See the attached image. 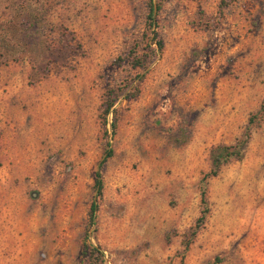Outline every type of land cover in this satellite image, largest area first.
<instances>
[{"label":"rangeland","instance_id":"rangeland-1","mask_svg":"<svg viewBox=\"0 0 264 264\" xmlns=\"http://www.w3.org/2000/svg\"><path fill=\"white\" fill-rule=\"evenodd\" d=\"M157 2L161 51L133 70ZM124 87L111 134L103 96ZM263 98L264 0H0V264H92L84 242L101 264H264V117L204 181L181 246L210 148L240 139Z\"/></svg>","mask_w":264,"mask_h":264},{"label":"trees","instance_id":"trees-1","mask_svg":"<svg viewBox=\"0 0 264 264\" xmlns=\"http://www.w3.org/2000/svg\"><path fill=\"white\" fill-rule=\"evenodd\" d=\"M159 2L155 5H149L148 11L145 15V24L150 29V34L148 37H145L144 33H141L138 38H136L132 44L127 49L125 60L127 65L133 70H141L144 69L155 57L162 48L161 42L156 38L155 32V21L154 17L159 10ZM25 16H26V37L34 36V25L37 21L36 14L31 9H25ZM154 45L153 47L151 45ZM140 78L138 77L135 84L132 86L131 90H126V87L115 90V89H108L103 96V104L101 110V123L105 125L106 116L111 114L112 119L109 122V126L111 129V134L114 133L115 126H116V119H117V110L113 108V105L116 101L117 95L119 92H126V98L131 99L133 98L137 91H138V83L140 82ZM264 117V98L260 101L259 106L256 112L247 119V123L244 129V132L241 134V138L237 139L234 144L231 145H215L210 148L209 150V160H210V167L208 172L203 174V176L199 179V203L201 205V209L198 213V216L195 218L194 223L190 226L186 233L182 235L181 239V246L182 250L185 251L188 248V245L192 241L193 237L195 236L197 230L203 225V221L207 214V205H206V197H205V187L204 181L210 177H213L217 174L219 168L227 163L231 159L239 158L241 155V149L245 142V133L250 124L253 123L254 120L259 121L261 118ZM243 137V138H242ZM112 156V149L109 148L107 143L105 149H103L102 156L100 161L98 162L97 169L93 174V199L89 203L88 212H87V220L86 226L92 225L94 219V212L96 210V199L101 197L102 191V180L100 176V167L101 165ZM86 240V235L83 236V241ZM84 252L87 259L90 261L91 259L95 261L92 264H101L102 263V254L95 246H86L85 242L83 243ZM88 250H86V248ZM222 262V258L219 256H214L211 261L207 262L206 264H220Z\"/></svg>","mask_w":264,"mask_h":264}]
</instances>
